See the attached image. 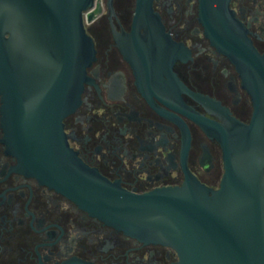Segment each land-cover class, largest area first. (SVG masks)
Here are the masks:
<instances>
[{
    "label": "flooded vegetation",
    "instance_id": "flooded-vegetation-1",
    "mask_svg": "<svg viewBox=\"0 0 264 264\" xmlns=\"http://www.w3.org/2000/svg\"><path fill=\"white\" fill-rule=\"evenodd\" d=\"M230 7L264 54V0H231ZM135 8L136 0H113L110 8L101 0L92 20V10L84 16L96 59L79 107L63 120L68 143L85 164L133 193L180 187L188 177L218 189L221 144L191 114L226 124V109L249 123L251 96L204 35L198 0H153L163 27L156 35L145 27L133 35ZM0 264H179V257L169 246L124 234L22 171L0 111Z\"/></svg>",
    "mask_w": 264,
    "mask_h": 264
},
{
    "label": "water",
    "instance_id": "water-1",
    "mask_svg": "<svg viewBox=\"0 0 264 264\" xmlns=\"http://www.w3.org/2000/svg\"><path fill=\"white\" fill-rule=\"evenodd\" d=\"M230 4L198 0V20L239 73L252 117L244 123L222 109L221 124L191 114L221 144L220 187L188 177L138 194L85 164L64 132L96 59L84 24L100 11L95 0H0L1 124L22 171L124 234L173 248L179 264H264V54ZM141 27L163 31L153 0H136L133 35Z\"/></svg>",
    "mask_w": 264,
    "mask_h": 264
},
{
    "label": "built area",
    "instance_id": "built-area-1",
    "mask_svg": "<svg viewBox=\"0 0 264 264\" xmlns=\"http://www.w3.org/2000/svg\"><path fill=\"white\" fill-rule=\"evenodd\" d=\"M99 1H101V0H95L96 3H98Z\"/></svg>",
    "mask_w": 264,
    "mask_h": 264
}]
</instances>
